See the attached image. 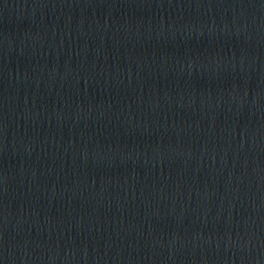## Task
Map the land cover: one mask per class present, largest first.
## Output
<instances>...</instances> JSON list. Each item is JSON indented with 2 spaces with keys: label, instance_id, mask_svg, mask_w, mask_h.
Segmentation results:
<instances>
[{
  "label": "water",
  "instance_id": "95a60500",
  "mask_svg": "<svg viewBox=\"0 0 264 264\" xmlns=\"http://www.w3.org/2000/svg\"><path fill=\"white\" fill-rule=\"evenodd\" d=\"M0 145L188 264H264V0H0Z\"/></svg>",
  "mask_w": 264,
  "mask_h": 264
}]
</instances>
